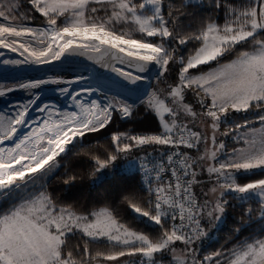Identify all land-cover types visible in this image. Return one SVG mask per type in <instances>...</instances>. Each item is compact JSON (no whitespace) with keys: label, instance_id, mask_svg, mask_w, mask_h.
Returning <instances> with one entry per match:
<instances>
[{"label":"snow or ice","instance_id":"snow-or-ice-1","mask_svg":"<svg viewBox=\"0 0 264 264\" xmlns=\"http://www.w3.org/2000/svg\"><path fill=\"white\" fill-rule=\"evenodd\" d=\"M27 3L43 18L40 26L27 23L36 17L19 12L20 0H0L4 21L0 23V48L24 56L4 64L39 65L66 55L94 53L88 59L122 78L126 82L119 85L123 91L137 99L146 96V110L160 120L162 131L155 134L112 133L113 150L105 158L91 156L94 184L104 179V170L120 154L127 156L148 146H183L197 152L203 146L204 151L195 157L174 151L167 155L168 168L153 161H147L151 168L141 164L149 177V198L141 202L135 195H126L122 202L138 218L159 226L160 235L153 238L121 223L109 207L84 213L72 204L60 203L43 185L35 192L28 189L58 167L73 148L83 146L87 136L105 130L114 113L132 118L135 101L113 97L105 103H85L77 99L81 95L77 92L72 96L76 110L62 112L46 104L39 111H47L48 118L22 137L18 133L35 100L18 106L15 115H0V200L17 197L0 212V264H123L124 257H142L141 264H164L166 257L169 264H264V178L240 183L237 175L264 172V0H241L239 4L180 0L178 6L166 0ZM204 9L211 15L194 23L193 10ZM218 13L223 14V23L218 22ZM185 19L190 22L185 24ZM190 43L194 47L185 57L182 46ZM176 68L178 82L169 84L166 93L148 91L151 80L163 82ZM85 79L81 75L66 83ZM145 81L148 87L141 89L139 84ZM62 82L36 80L20 83L19 88ZM13 90H0V97ZM98 90L86 87L82 92L91 95ZM60 91L70 94L68 88ZM189 92L193 102H186ZM197 125L201 127L193 130ZM217 134L232 136L242 146L225 154L226 145L223 140L218 142ZM9 141L12 146H2ZM165 172H170L166 182ZM204 173L214 185L198 197L194 188L203 182ZM78 180V174L69 171L63 184L75 187ZM231 200L241 206L259 204L260 236L198 256V242L202 244L220 229ZM245 211L251 220L255 209ZM74 239L79 242L69 247ZM177 242L182 249H177ZM94 244H104L107 250L93 252L90 246Z\"/></svg>","mask_w":264,"mask_h":264},{"label":"trees","instance_id":"trees-1","mask_svg":"<svg viewBox=\"0 0 264 264\" xmlns=\"http://www.w3.org/2000/svg\"><path fill=\"white\" fill-rule=\"evenodd\" d=\"M207 4L208 0H204ZM233 3L239 4L241 0H232ZM166 3H174L179 5L180 0H166ZM21 7L19 12L27 13L35 16L36 19L28 21L31 24H42L43 18L31 9V5L27 0H20ZM195 11L194 23H199L200 17H207L211 15L209 9L193 10ZM218 22L223 23V14L218 13ZM190 21L185 19L184 23ZM139 38V37H137ZM149 40H156V38H147ZM194 47L193 44L182 46V54L186 57L189 51ZM207 70V66H202ZM195 71V70H193ZM68 72V71H66ZM65 73V71L63 72ZM167 78L163 82L151 80V90L165 93L164 89H168L169 84L175 85L178 82V68L173 72L166 74ZM14 78H6L0 81V86H9L16 84ZM99 86H103L100 85ZM103 88H106L103 86ZM125 96V95H124ZM126 97V96H125ZM146 98L135 100V115L130 119H123L119 113H114L113 120L109 126L101 133L91 134L86 137L83 146L77 145L72 149L63 159L59 160V166L54 168L43 180H37L35 185H28L31 192L40 189L41 185L54 194L60 203L72 204L77 207L78 211L87 213L102 207H109L114 215L117 216L121 223H124L130 229H133L150 237L156 238L160 235L159 226L150 224L147 218H138L133 214L127 206L122 202L126 195H135L141 202L149 198V193L143 187L140 174L138 171H125L122 168L123 163L136 158L144 157L145 155H160L163 152V146H148L143 150L134 151L125 156L120 154V158L114 165L104 170V179L98 183H93L94 177L90 174L94 170V162L91 156L98 155L105 158L108 151H112L110 136L112 133L127 132L129 134L135 131L157 132L162 131L159 118L146 110L143 101ZM186 102H193L192 93L186 94ZM167 118V117H166ZM238 122H242L241 118H237ZM255 126H259L258 123ZM233 144H240L233 142ZM193 149H187L189 152ZM76 173L79 176L78 183L75 187H68L63 184L65 174L68 172ZM238 182L246 183L256 179L264 178V172L254 170L253 173L244 175L238 174ZM194 191L196 192L195 188ZM27 194V192H26ZM10 203L2 204L0 212L7 210ZM251 207L255 209L252 219H248L245 209ZM259 204L256 202H249L241 206L239 201L231 200L230 206L227 208L223 223L219 230H214L211 238H205L203 243L198 242L197 255L203 256L210 254L217 249H231L238 246L240 243L250 240L253 237H259L261 233V224L258 222ZM239 229V231H236ZM246 237V240L243 238ZM78 240H72L69 247H73ZM92 251L107 250L104 244H94L90 246ZM142 257H130L123 264H128L129 261H135V264H141ZM164 264H169V259H164Z\"/></svg>","mask_w":264,"mask_h":264},{"label":"built area","instance_id":"built-area-1","mask_svg":"<svg viewBox=\"0 0 264 264\" xmlns=\"http://www.w3.org/2000/svg\"><path fill=\"white\" fill-rule=\"evenodd\" d=\"M4 21L0 19V23ZM30 26L37 27L40 25L31 24ZM35 47H40L39 45L34 44ZM27 56V53H25ZM24 56L20 55V52H13L7 48H0V81L5 80L6 78H14L17 83L9 86H0V90H6L11 87L14 90L12 92H7L5 96L0 97V115H15V112L18 110V103L21 100H26L24 104H28L30 100H35V104H31L29 107V112L26 117V125L22 126L18 137H22L25 133L31 131L32 129L38 127L43 123L45 119L48 118V112H40L39 109L44 107V105L52 106L54 109L60 111H66V100L71 99L72 96L78 92L79 86L77 83L68 84L66 81L76 80L78 76L83 75L86 79L89 86L99 87L98 79L93 67L89 64L84 63H74L66 60V57H62L60 61L53 60L51 63L47 64H34L27 63L21 65L14 64H4L3 61H14V60H23ZM65 71V73H63ZM68 71V72H66ZM36 80H59L63 81L62 83H48L41 85L39 88L34 89H21L19 88L20 83H30ZM82 81V82H83ZM68 88L70 94H62L60 89ZM100 90L98 91V97L89 98L90 100L80 98V100L85 103L90 102L91 100H97L100 102L101 96L99 95ZM47 96L42 98L43 100L39 103V100L42 96ZM96 95V94H95ZM68 102V101H67ZM23 104V105H24ZM72 109V111H74ZM157 132H147V131H135L131 134H155ZM11 141L7 142L5 147L12 146ZM163 152L160 155H145L141 158L131 159L123 163L122 168L125 171H138L140 174V179L143 187L147 190L148 188V179L149 177L145 175V170L141 167V164H146L148 168L152 167V164L147 163V161H153L156 164H163L165 168H168L167 164V155L172 154L174 151L178 152H187L186 148L181 146L178 149L171 147L163 146ZM178 159V157H177ZM131 165V166H130ZM164 181L166 182L170 177V172L162 173ZM153 178V187H155L156 181L154 180L155 173L151 174Z\"/></svg>","mask_w":264,"mask_h":264},{"label":"rangeland","instance_id":"rangeland-1","mask_svg":"<svg viewBox=\"0 0 264 264\" xmlns=\"http://www.w3.org/2000/svg\"><path fill=\"white\" fill-rule=\"evenodd\" d=\"M1 20H2V19H1ZM27 23H28V22H27ZM36 25H41V24H36ZM146 82H147V85H148L149 82H148V81H146ZM102 84H103V86L105 85L104 83H102ZM77 85L79 86V90H78V92H81V95H80L79 97H77V99H79V100H80V98H83V100H84V99L90 100L89 98L98 97V91L100 90L99 95L101 96V98H100V102H101V103H105V102H107L108 100L112 99L113 97H115L116 99H119V100L127 101L128 103H132L133 101H135V100L131 99L130 97H127V96L125 97V96H124L123 94H121V93H120L115 87H113V86H111V85H105L106 88H103V86H102V87L99 86V87H97V89H99V90L93 92L91 95L82 92V89H83V88L91 87V86H89V83H88L87 81H83V82L80 81V82L77 83ZM91 88H93V87H91ZM94 88H95V87H94ZM165 90L167 91L168 89H164V91H165ZM148 91L151 92V91H153V90H151V88H149ZM166 91H165V93H166ZM75 94H76V93H75ZM75 94H74V95H75ZM95 94H96V95H95ZM74 95H73V96H74ZM45 97H47V96H44V95H43V96L40 98L39 103L43 100L42 98H45ZM142 98H146V99H147L146 96H143ZM142 98H141V99H142ZM67 101H68V102H67ZM25 102H27V101H26V100H21V102H19L18 105H23ZM66 106H67V107H66V111H72V109L75 108V102L73 101L72 98L66 100ZM75 110H76V109H75ZM165 118H166V117H165ZM166 119H170V118L167 117ZM200 127H201L200 125H197V128H194L193 130H198ZM225 127H227V126H226V125H225V126H222L221 131H223ZM242 134H243V130L241 131L240 135H242ZM217 138H218V142H219L220 140H223V141H224V143H225V145H226L225 154L230 153L234 147H237V148H238V147H241V146H242L241 143H240V144H233V142H236V141L233 139L232 136L223 137V136H220L219 134H217ZM203 151H204V147L201 146L199 152H197L196 149H193V150H191V151L189 152V155L195 157V156H197V155H199V154H203ZM104 174H105V173H104ZM201 175L204 177L203 182H202L201 184H199V185H196V186H197V192H198V196H199V197H202V196H203V192L208 191V189L214 185V180H208V179H207V176H206V173L201 174ZM237 175H238V174H237ZM22 194H26V192H25V193H22ZM16 200H17V197H16V196H13V197H11V198L8 199V200H0V209L2 208V204H5L6 202H9L10 205H12L14 202H16ZM10 207H11V206H10ZM98 210H99V209H97V211H98ZM132 230H133V229H132ZM134 231H135V230H134ZM137 232H138V231H137ZM243 239L246 240V237H244ZM176 247H177L178 250H180V249L183 248V245H181L180 242H177ZM197 250H198V249H197ZM129 258H130V257H124V258H121V261L124 263V262L127 261ZM104 264H117V262H104Z\"/></svg>","mask_w":264,"mask_h":264},{"label":"water","instance_id":"water-1","mask_svg":"<svg viewBox=\"0 0 264 264\" xmlns=\"http://www.w3.org/2000/svg\"><path fill=\"white\" fill-rule=\"evenodd\" d=\"M89 55H96L94 53H87L85 55H71L68 56L66 55V60L69 62H74V63H84V64H89L93 67L95 73H96V77L98 79V81H101L103 83H105L106 85H111L113 87H115L120 93L124 94L127 97H130L133 100H140L137 99L135 95H131L125 91H123V89L120 88V84H125L126 82L122 80V78L118 77L114 72L110 71L109 69L103 68L100 66V64L95 63L93 60L88 59ZM117 67H122L124 68L125 71H130L131 69H128L126 66L124 65H120L117 64ZM129 87H136L133 85H129ZM139 87L141 89L147 88V82H142L139 84Z\"/></svg>","mask_w":264,"mask_h":264},{"label":"crops","instance_id":"crops-1","mask_svg":"<svg viewBox=\"0 0 264 264\" xmlns=\"http://www.w3.org/2000/svg\"><path fill=\"white\" fill-rule=\"evenodd\" d=\"M256 127H259V126H256ZM242 144V143H241ZM195 190H196V193L198 195V192H197V186H195ZM199 197V196H198Z\"/></svg>","mask_w":264,"mask_h":264}]
</instances>
